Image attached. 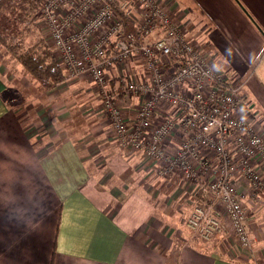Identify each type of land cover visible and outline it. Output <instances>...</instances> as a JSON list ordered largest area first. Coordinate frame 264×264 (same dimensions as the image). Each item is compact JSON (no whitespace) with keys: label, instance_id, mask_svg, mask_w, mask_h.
Listing matches in <instances>:
<instances>
[{"label":"crops","instance_id":"0c3cea01","mask_svg":"<svg viewBox=\"0 0 264 264\" xmlns=\"http://www.w3.org/2000/svg\"><path fill=\"white\" fill-rule=\"evenodd\" d=\"M158 1L208 62L212 64V54L217 56V73L241 76L242 60L248 65L246 76H241V92L250 102L247 120L264 128L258 117L264 112V0H187L189 8L183 6L186 0ZM118 65L106 72L113 90L122 92L116 85L123 72L137 75V80L148 77L147 69L130 58L123 72H117ZM6 86L0 71V264H254L253 257L245 261L238 248L227 244L233 235L230 229L209 248L181 233L184 207L186 219L194 204L214 202L204 183H193L177 169L165 170L161 160L122 148L108 120L104 127L111 138L102 141L100 129L95 137L100 145L89 159L82 143L71 139L62 126L51 131L43 114L37 118L35 112L29 119L19 112L15 96L7 98ZM140 100L133 93L119 99L130 124ZM169 111L163 103L158 105L152 124ZM185 135L177 128L163 146L173 153ZM203 154L214 167L213 151L204 148ZM252 164L264 180V163L254 159ZM233 181L252 227L263 216V206L251 207L246 201L249 186L243 175Z\"/></svg>","mask_w":264,"mask_h":264},{"label":"built area","instance_id":"2783aa9c","mask_svg":"<svg viewBox=\"0 0 264 264\" xmlns=\"http://www.w3.org/2000/svg\"><path fill=\"white\" fill-rule=\"evenodd\" d=\"M115 1L125 11L131 8L127 14L135 22L134 32L125 31L123 20L116 17ZM60 6L64 13L62 9L57 12ZM90 9L91 15L82 20ZM39 13L47 22L66 79H81L87 74L100 88L117 143L129 151L161 160L165 170L179 168L193 183H204L214 202L194 204L186 226L209 239L229 225L239 243L248 245L245 211L233 179L235 172L243 175L249 194H256L263 187L262 175L252 162L259 159L264 163V133L256 131L238 114L242 104L240 89L215 71L158 0H136L133 6L127 0H42ZM154 33L157 36L148 39ZM112 47L115 51L108 53ZM132 56L144 61L148 77L124 80L125 94L142 97L130 124L122 109L113 103L117 95L106 89V72ZM164 102L171 105L174 114L154 127L151 117ZM177 128L186 135L177 150L166 155L162 138ZM204 148L215 154L214 167L204 156ZM216 203L221 204L228 223L224 224L218 216L222 214L215 209Z\"/></svg>","mask_w":264,"mask_h":264},{"label":"rangeland","instance_id":"374dc122","mask_svg":"<svg viewBox=\"0 0 264 264\" xmlns=\"http://www.w3.org/2000/svg\"><path fill=\"white\" fill-rule=\"evenodd\" d=\"M183 6H185L186 8L190 7L187 0L183 3ZM10 8L14 9V14L16 15L23 10L24 5L19 0H13L12 7L7 6L5 8V11H2L0 15V19L2 20L3 23L6 22V19L4 20L3 15L12 17V14L10 13L8 14V11ZM61 9H62V6H60L57 9V12L60 13ZM120 9H124V8H120ZM130 9L131 8H128L127 12L130 11ZM219 15H220V11H219ZM35 16H36V20L34 22V25L30 24V27H32V34H29L28 36H26L25 42L30 43L35 39L36 35L38 34H39L38 36L42 35L44 39L46 38L45 41H46V45L48 46V48L49 47L52 48V52H53L52 55L55 53V55H53V57L55 56L54 59L56 60V62L59 63L61 61V58H60V55L53 48L54 45L49 35V31L47 28V22L44 21L42 18H40L41 16L40 13L38 15V12L37 14L35 12ZM116 17H117V14H116ZM8 26L11 29L18 27L13 24H9ZM216 28L219 29V26H217ZM262 55L264 57V51ZM238 56L241 58L240 55ZM216 58L217 56L215 54L211 55V59H212L211 62L214 65V69L215 67L219 68L217 66H220L219 63H216L218 62ZM128 60L129 59H126L125 61H123L122 63L118 65L120 66L117 69L118 73L123 72L122 69L125 68L124 64ZM130 61L136 62L137 64L139 62L140 65L145 67L144 61H142V59L139 60V58L136 56L130 57ZM242 64H243L244 69L240 72V74L241 76L242 75L246 76V70L248 68V65L243 60H242ZM146 69H147V66H146ZM0 71L4 75L5 83L7 85L6 86L7 98H10L12 95H15L20 101V102H14L17 104L15 108L18 109L19 112L21 113L26 112L27 113L26 115H28L29 119L31 115L35 112H36V115L37 114L39 115L37 118H40L43 114L44 118L42 120L45 121L48 126H50L49 130L51 131L54 130L53 127L57 128V127L62 126L63 127L62 131L63 132L68 131V136H70L71 139H74V141L76 142L82 143L83 147L85 148V151H84L85 154L90 155L89 159H92V153H93L92 150H95L100 145V139H95V137L100 133V129H101V133L103 137H105L104 139L102 138V141L110 140L109 137L111 138L110 136L111 133L109 131L105 133L104 124H108L107 120L109 121V116L104 110L103 101H102V93L100 92V88L95 83L92 82L91 78L87 76V74H85L81 79L79 78L66 79L65 77L64 81L54 84L51 88H44L37 82V80H35V78L29 75L27 71L22 69L18 60L15 59L13 55L10 52H8L5 46L2 45L1 43H0ZM160 71L162 70L160 69ZM162 72L171 73V71L169 70L162 71ZM225 75L227 76V79L231 85L237 86L240 89L239 95L241 96L242 104L240 105V110L238 114L243 118L250 119L248 118L249 115L251 114V111L248 108V105L250 102L249 100L248 101L246 100L245 95H243L241 92L243 88V83H244L243 79L241 78V76L239 75L237 76L236 74L227 75L225 73ZM256 75L258 77V73H256ZM117 77L119 78V83L116 86H120L121 87L120 91L122 92H119L118 88L113 90L114 89L113 87L115 85L114 83H111V84L107 83L108 87L106 85L107 87L106 89L111 95H115L116 92L120 93L121 97L119 98V95L117 96L121 100L122 94L123 95L125 94L123 92V86L125 85L126 81L124 80H130L132 77L129 74H126L124 72L121 73L120 75H117ZM131 80L136 81L137 75H135ZM117 96L115 100L113 101V103L116 104L118 108H121L119 105L120 101L117 98ZM163 104L166 105V110L170 109L169 111L170 114H168L170 116L171 110H172L171 105H169L166 102H164ZM133 111H134L133 115L135 116L136 110H133ZM260 113L261 114H258L259 119L261 118L264 120V116H263L264 112L260 111ZM165 118L166 116H164L161 120H158V122L156 124H153V126L154 127L157 126L159 123L163 122ZM36 126L38 125L33 124V127L37 128ZM254 128L259 133L260 132L264 133L263 131L264 128H259L257 126H254ZM40 130L43 131L42 129ZM184 137L179 141V143L184 139ZM165 140L166 138H162L163 142H165ZM163 151L166 155H170L172 153V151L165 148V146L163 148ZM195 165L197 166V164ZM176 169L179 170V168L173 167V170H176ZM234 174H238V172H235ZM183 177L187 180V178L184 175ZM262 180H263V175H262ZM262 190H264V180H263V187L256 190L257 192L256 194L254 193L247 194L246 201L250 203L251 207L252 206L256 207L258 205H260L261 207L263 206V208L262 209L260 208V209L261 211H264V199L262 198L264 192L262 196L259 197ZM185 196L186 195L184 194V197ZM240 198L242 201L241 194H240ZM241 204L244 208L245 221L247 222V213L245 209V204L243 201ZM215 209L222 214L220 215L218 213V216H220V218L224 220V224L228 223L227 219L225 218V215H224V212H223V209L220 203L215 204ZM256 209L257 208H255V210ZM185 210H186V207H184V211H182V214H181L182 215L181 222L184 224L185 230L183 229L181 233L183 232V234L185 235L184 237H186V239H188L192 243L197 244L198 242H201V243H198V245L203 246L204 245L202 244L203 242L205 243L207 248H209L213 243L217 241L219 243V240H221V237L225 235L227 230L230 229L231 231V227L226 224L227 227L224 226L225 228L223 229V231H220L214 234L209 239H203L195 231L189 229L186 226V219L189 216L190 212L187 215L186 219H184ZM263 216L261 217L260 221H258V223H256L252 227L248 226L246 223L247 228H248V233L250 234V243L248 245L242 246L241 243H239V241L236 238H234V235H230L231 239L227 241L228 245L232 246L235 249L238 248L241 251V253L245 256V257L242 256L245 261L247 259L250 260V258L253 257L251 258L250 262L254 264H264V217ZM258 217H260V214L258 215Z\"/></svg>","mask_w":264,"mask_h":264},{"label":"trees","instance_id":"16d2710c","mask_svg":"<svg viewBox=\"0 0 264 264\" xmlns=\"http://www.w3.org/2000/svg\"><path fill=\"white\" fill-rule=\"evenodd\" d=\"M19 1L24 5L21 12L15 15L14 9L10 8L8 14H12V17L3 15L4 20L6 19L4 23L0 19V43L18 60L22 69L35 78L42 87L51 88L54 84L65 80V68L63 64L56 62L52 55V48H48L45 41L46 38L44 39L42 35V37L38 36L39 34L36 35L35 39L30 43L25 42L26 36L32 34L30 24L34 25L36 20L35 12L37 14L42 0ZM12 5L13 0H0V15L2 11H5L7 6L12 7ZM113 7L116 14L123 20L125 31L134 32L135 27L134 29L132 28L134 21L127 14L128 12L120 9L116 1ZM9 24L18 27L11 29L8 26ZM140 40L144 39L140 38ZM112 49L113 51H111ZM112 49L108 53L114 52L116 48ZM14 99V102L19 101L16 96Z\"/></svg>","mask_w":264,"mask_h":264}]
</instances>
